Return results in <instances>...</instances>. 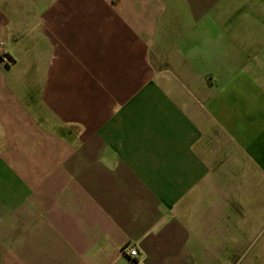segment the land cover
I'll return each instance as SVG.
<instances>
[{
  "label": "crops",
  "instance_id": "crops-1",
  "mask_svg": "<svg viewBox=\"0 0 264 264\" xmlns=\"http://www.w3.org/2000/svg\"><path fill=\"white\" fill-rule=\"evenodd\" d=\"M263 197L264 0H0V264H259Z\"/></svg>",
  "mask_w": 264,
  "mask_h": 264
},
{
  "label": "rangeland",
  "instance_id": "rangeland-1",
  "mask_svg": "<svg viewBox=\"0 0 264 264\" xmlns=\"http://www.w3.org/2000/svg\"><path fill=\"white\" fill-rule=\"evenodd\" d=\"M254 3V2H253ZM253 3H245V7L243 9L239 10V13H258V11H261L262 9V5H259L256 2V5H254ZM254 6H256L254 8ZM240 7V6H239ZM242 8V7H240ZM259 23V22H258ZM258 198V196L256 197V199ZM264 198V197H263ZM259 200H261L259 198ZM247 215V214H246ZM248 219L250 220V225H252L253 223L255 224L253 228H250L249 230V239L250 242H254V246H260V255L261 256V262H259V264H264V213H255V212H251L248 214ZM256 220V221H253ZM258 220V221H257ZM248 222V220L246 221ZM257 264V261H256Z\"/></svg>",
  "mask_w": 264,
  "mask_h": 264
},
{
  "label": "built area",
  "instance_id": "built-area-1",
  "mask_svg": "<svg viewBox=\"0 0 264 264\" xmlns=\"http://www.w3.org/2000/svg\"><path fill=\"white\" fill-rule=\"evenodd\" d=\"M125 255H128L130 257H136L137 256V252L134 249H125L124 250Z\"/></svg>",
  "mask_w": 264,
  "mask_h": 264
}]
</instances>
